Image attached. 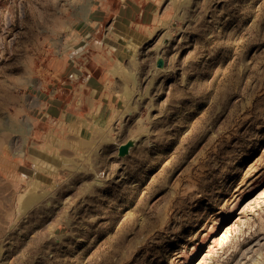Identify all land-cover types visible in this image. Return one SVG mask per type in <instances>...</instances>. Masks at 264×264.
Instances as JSON below:
<instances>
[{
    "label": "rangeland",
    "instance_id": "rangeland-1",
    "mask_svg": "<svg viewBox=\"0 0 264 264\" xmlns=\"http://www.w3.org/2000/svg\"><path fill=\"white\" fill-rule=\"evenodd\" d=\"M0 264H264V0H0Z\"/></svg>",
    "mask_w": 264,
    "mask_h": 264
},
{
    "label": "water",
    "instance_id": "water-1",
    "mask_svg": "<svg viewBox=\"0 0 264 264\" xmlns=\"http://www.w3.org/2000/svg\"><path fill=\"white\" fill-rule=\"evenodd\" d=\"M156 66H157L158 68H162V67H163V61H162L161 58L157 59V61H156ZM127 150H128V145H122V146L119 147V152H120L121 154L126 153ZM92 185H99V186H100L101 183H100L99 181H94V182L92 183Z\"/></svg>",
    "mask_w": 264,
    "mask_h": 264
}]
</instances>
